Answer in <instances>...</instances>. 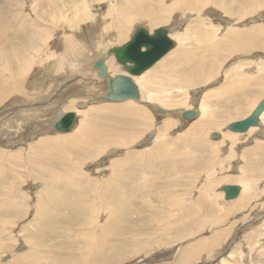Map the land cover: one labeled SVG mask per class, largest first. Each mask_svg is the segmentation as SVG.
<instances>
[{"label": "rangeland", "instance_id": "rangeland-1", "mask_svg": "<svg viewBox=\"0 0 264 264\" xmlns=\"http://www.w3.org/2000/svg\"><path fill=\"white\" fill-rule=\"evenodd\" d=\"M129 1L133 0H0V8L6 9L3 18L18 13L16 20L26 27L15 31L17 23L15 29L0 32V47L4 44L7 48L6 62L0 61V81L7 79L13 91L1 97L6 90L0 87V205L4 210L0 213V264H264V112L259 118L260 127L255 126L247 134L233 133L228 128L231 122L249 115L264 98V49L254 47L223 55L224 60L217 63L205 83L178 91L171 85L161 87L163 91L151 90L146 88L143 73L133 76L138 100H105L104 78L91 64L106 50L109 76L122 74L121 65L108 50L125 43L139 27L149 32L167 29L174 45L163 57L186 44L180 36L205 20L212 24L211 31L217 37L230 28L260 29L264 25V0H257L258 10L243 18L225 13L214 5L215 0H194L201 8L199 15L171 12L167 6L178 0H142L153 12L158 11L160 2V12L166 19L162 23L137 20L129 24L126 37L120 40L116 35L120 20H128L124 12L118 16L116 11ZM48 8L57 17L42 16L50 12ZM33 21L38 22L34 23L35 29L44 32L42 44L26 53L30 64H19L23 71L15 75L21 79L16 82L11 74L17 64L9 61L17 45L21 48L29 44L27 36L33 32ZM6 63L10 71L4 73ZM237 65V76L248 79L245 93H223L220 99L226 101L206 106L221 108L223 114H214L219 128L207 130L206 139L200 140V132H188L187 128L198 117L209 119L202 99L206 95L211 101L217 97L227 73ZM151 92H159L160 100L153 101L148 96ZM231 98L232 103H226ZM125 103L136 105L143 114L135 116V109L116 113L118 116L90 114L96 107ZM156 108H161L162 114ZM191 108L197 111L195 117L184 120L179 112ZM238 108L242 111L236 115ZM68 111L76 114L72 129L44 130ZM167 119L171 125L164 132L162 125ZM101 124L117 126L115 139L120 141L123 130L119 127H131V142L100 144L90 132ZM75 140L77 146L86 147L64 144ZM211 142L213 150L208 146ZM95 144L100 145L94 152H87ZM155 145H161L162 152L176 161L168 159L164 164L145 155L151 166L149 170H138L135 153L151 151ZM189 153L188 160L181 161L182 154ZM176 173L183 178L178 180ZM136 178L141 183H136ZM225 184L240 186L237 197L225 199ZM121 188L126 191L124 198L111 197L122 207L114 210L115 220L108 223L113 202L107 205L103 198L110 197L114 190L119 193ZM168 193L176 194L178 208L166 206ZM209 197L214 199L208 204L211 206H203ZM75 198L84 200V205ZM164 214L167 216L162 217ZM200 242L206 245L199 250ZM102 243L105 251L92 254L95 259L83 249L101 250ZM192 246L198 251L192 253Z\"/></svg>", "mask_w": 264, "mask_h": 264}, {"label": "bare ground", "instance_id": "bare-ground-1", "mask_svg": "<svg viewBox=\"0 0 264 264\" xmlns=\"http://www.w3.org/2000/svg\"><path fill=\"white\" fill-rule=\"evenodd\" d=\"M48 1H53V0H48ZM63 1L72 3L74 0H63ZM152 1L155 3V1H161V0H152ZM193 1L194 0H178L175 3V5H172V3H171V7L169 8L167 6V8L170 9L171 12H175V11L185 12V11H188V12H193L194 14L199 15L200 12H198V11H200L201 8L199 6H196ZM256 1L257 0H215V4L214 5L217 6L218 8H220V9H222L225 13L231 14V16H235L236 18H243L247 13H251V12H253L255 10H258V7L255 9L256 6H259L258 5L259 3H256ZM7 2H9V1H7ZM76 2L81 3V2H83V0H76ZM144 2H145V0H144ZM201 2H202V0H201ZM261 4H262V2H261ZM157 5H158V11H154V12L151 11L152 10L151 8L146 7L143 4L142 0H133V1H129L127 3V5H122V6L119 5V8L116 11L117 15L119 16V15H121L122 12H124V19L128 20V21H124V22L120 20V26H118V31L117 32L115 31L117 33L116 35L120 38V40L124 39L126 37L125 36V32L127 31L129 24H132V23H134L137 20L140 21V22L142 20H144L145 23H146V21H148L149 23H154V22L160 20L159 23H162L166 19L165 13L164 12H160V8L163 11V9H162L163 6L161 7V3L159 2ZM203 5H204L203 7H205L206 3H204ZM5 10H6L5 8H0V32H2L3 30H8V29L10 30V28L15 29V26H16L17 23L18 24H17V28H16L15 31H19V30L21 31V29L24 30L26 28L25 24L23 22L19 23L20 22L19 19L16 20L17 15H19L18 13H12V14L9 15L8 18H5V17L3 18V16H5V13H4ZM47 10L48 11L50 10V12L49 13H43L41 15L42 16H46L49 19L51 17H57V16H53L51 8L50 9L48 8ZM34 14H35V16H37V10H34ZM38 14H40V13L38 12ZM108 16H110V15H108ZM1 18H2V20H1ZM121 18H123V16H121ZM34 20H38V17H35ZM200 20H202V18ZM53 21L54 20H52V22ZM26 22H28V21H26ZM34 23H36V22L33 21V22H31V24L29 23L31 28L33 29V32L30 35L27 36V37H29L28 38L29 44H27V43L25 45L23 44L21 48H20L19 45H17L15 47V52L12 54V58L9 61V62L17 64L16 71L11 74V79L13 78V79H15V81L17 80L16 82H18V81L21 82L20 81L21 79L17 78L15 75H17V73H21V75H22L21 71H23V68L21 69L19 64L22 67L25 66V65L29 66V64H30L29 57H28L29 55H27L26 53L27 52H31L33 50L34 51L37 50L39 48V46L42 44V40H40V37L43 35L44 32L43 33L39 32L40 30L37 31L35 29V27H36V24L38 22L36 24H34ZM259 27H260V29H257V30L253 29V27L250 28V29L230 28L228 30H225L222 36L217 37L216 34H215L216 32L215 31H211L214 28H213L212 24L209 22V20H205L204 23H202V24L196 23L192 27L188 28V30H186L180 36L182 41L186 40V44L183 42L181 44V46L176 47V49L171 51V53H169V55L164 56V57L162 56L163 58L162 57L160 58L161 61L159 60L160 61L159 63L157 61V64L154 63V65L151 67L152 68V69H150V70H152L151 73H149L150 70L147 71L149 68L147 70H145L144 72H142L143 73L142 78L145 81L146 88L151 89V90L160 89L161 91H163V89L161 87H166V86L168 87L169 85H171L173 88H177L175 90L178 91V90L184 89L185 87L193 86V85L200 84V83H205L209 79V77L211 76V73H213L212 71L216 70L217 63L220 62V61L222 62V60H224L223 55H226V54L230 55V54H233V53L244 52V50L253 49L254 47L263 48L264 49V25L262 24ZM167 35L169 36L170 34H168V32H167ZM213 36H216L217 38H214ZM169 38H170V36H169ZM64 40H66V39H64ZM3 42H5V40ZM3 42H2V44H3ZM0 43H1V41H0ZM123 44H121V45H123ZM121 45H119V46H121ZM61 46H62V44H61ZM119 46H115V47H119ZM6 49L7 48H4V44L1 45L0 51L3 54L0 53V61H2V62H6V60H7L6 59V55H5L6 52H7ZM105 52H106V50L104 51V53ZM104 53L102 54L103 56L101 55L98 58H102L104 60L103 62L105 64V62L107 63V60H109V58L106 59L105 58L106 56H104ZM109 54H113V56L115 57L113 52H109ZM243 54H245V53H243ZM96 59H94L92 61V63H91L92 66H93L94 62L96 61ZM7 63H8V61H7ZM7 63H6V66H5L6 69L3 70L4 73H6L7 71H10L8 69V67H7ZM63 64H64V62H63ZM110 64H111V62H110ZM119 65H121V64L119 63ZM120 68H121L122 71H124V72H121L122 74H127V72L124 70L122 65H121ZM238 68H239V65H237V68H235L234 70L233 69L231 70L232 73H229V72L227 73V79H225L224 84L221 87L222 90L218 93L217 97H215L211 101L209 99V96L206 95L207 98L206 99H202L201 105H202V107L204 109V112L206 110L208 111L209 119L202 118V117L199 118L198 117V119L196 121H192L190 126L187 128L188 132H195V131L200 132L197 135V136H199L200 140H201V138L206 139L204 132H206L207 130L213 129V128L217 130V128H219L218 126H216L217 119L213 118L214 114H216V113L223 114V112L221 111V108H217V109L208 108L207 109L206 106L209 105L211 102L212 103H218V102H221L222 100L226 101V99H220V96L223 93L228 94V93H231L234 90H236V94L235 95H238L239 93H243V92L245 93V90L247 88L248 79H246V78L244 79L243 78V77H245V75L244 76H241V75L237 76V72L239 71ZM95 70H96L97 75H99V73H98L99 69L95 68ZM108 70L109 69L107 68V71ZM205 70H206V72H205ZM108 73H109V71H108ZM234 73H236V74H234ZM109 74H108V76H109ZM115 75H117V74L115 73ZM114 76H112V77H114ZM99 77L105 78V77L100 76V75H99ZM112 77L109 76V78H112ZM8 82L9 81L7 79L5 81H0V87H2V89L6 90L5 93L1 94V97H5L6 95H10L13 92L11 90V88H10V85H9L10 83H8ZM102 82H103V84H102L103 88H105L104 86L106 85V79H103ZM14 84H16V83H14ZM138 91H139V89H138ZM208 94L210 95V93H208ZM243 95L245 96V94H243ZM148 96L151 99H153V101H155V102L157 100H160V98H161V95H160L159 92H151ZM138 99H139V97H138ZM138 99L129 98V99H125V100H138ZM232 99L233 98L228 100L226 103H230V102L232 103ZM263 100H264V98L261 99L258 102V104L254 107V109L252 110V111H257V122L255 124L249 125L244 130H232L231 129V123L232 122H231L228 125L229 130L231 132H233V133L246 132V134H247L248 132H251V129L254 128L255 126L257 128L260 127L261 123H260L259 118L262 116V114L264 112V107L261 110H258V106ZM135 106H134V104H131V103H125V104L114 105V106L96 107L95 109L91 110L90 114L92 112H93V114H99V115H105L106 113L107 114H110V113H113V114L124 113V114H126L127 112H129L130 110H133V109H135V111H136V112H134L135 116L143 114L141 109H139V108L136 109ZM260 106H261V104H260ZM183 111L184 110H181L179 112L180 115H182ZM236 111H237L236 115H238L242 111V108H238ZM137 113H139V114H137ZM43 115H45V114H43ZM119 116H120V114H119ZM131 116H133V115H131ZM211 117H212V119H210ZM244 118H242V119H244ZM242 119L235 120L233 122H239V121H242ZM210 120H211V123L209 122ZM53 122H51L50 125L49 124L46 125V126L43 125L44 126L43 127L44 130L45 131L52 130ZM170 122L171 121L168 120V119L163 121V125H162L163 126V131L164 130L166 131L167 129H169V125H171ZM119 128L123 130V132H122L123 135L120 137V138H123L122 141H120L119 139H118L119 141L115 139V137H117V132H116L117 131V126L115 128H113L111 126H108V125H105V124H101L99 127L96 126L95 128H92L93 130H91V131H93V133L92 132H90V133L93 134V136L96 135L99 138V143L100 144L103 141H105V143H106V141H108V145H111V143H113L115 140L118 141L117 145H126V144L130 143L131 142V138L129 136H130V130H132L131 127L130 128L129 127H126V128L119 127ZM38 130H41V129H38ZM95 130H96V132H95ZM261 131H262V133H264V129H262ZM160 135H162V134H160ZM216 135H217V132H216V134H213V136H216ZM226 138L228 139L227 136H226ZM66 140H68V139H66ZM53 141H54V139H53ZM128 141H130V142H128ZM64 144L67 145V146H71V147H79L80 149H84L86 147V146H77L76 140H75L74 143L71 141V142H65ZM99 145L95 144L87 152H94V150H96V146H99ZM212 145H213V143L211 142L208 146L211 147L212 150H213L214 147ZM160 147H161V145H158L157 147L155 145L154 147H151V151H146L145 150L146 151L145 153H144V150H143V152H139V153H135L134 152L135 156H134L133 159L136 161V164H135L136 166L135 167H137V165H138V167H139L138 170H142L143 168H144V170H146V169L149 170L148 166H151L150 162H149V158H152V159L158 161L159 163H162L164 161V164H168V159H170L171 161H173V160L176 161V159L172 158L174 156H170L169 153L167 154V153L162 152ZM145 155H148L149 158L145 157ZM190 156H191L190 153L188 155L182 154L181 158H184V159H181V161H183V160L187 161L188 157H190ZM146 158H148V159L146 160ZM136 159H139V161H141V163L139 164L138 160H136ZM116 167H120L119 164H117ZM116 167H114V168H116ZM140 167L141 168L143 167V168L141 169ZM134 171H136V170L134 169ZM3 175H5V174H2V176ZM175 176H176V178L178 180H180V178H183L178 173H176ZM138 180H140V178H136V183H141V180H140V182ZM131 183L133 185L132 181H131ZM225 185H227V184H225ZM223 186H222V191H223ZM104 187L106 188L107 185H105ZM239 192H240V190H239ZM125 193H126V191H123V188H121L119 193H115V190H114V192L110 195V197L109 196H104L103 200L106 202L107 205L109 204L110 201L113 202V205L110 207V208H113L112 210H110V213L112 212V214L108 218V221H109L108 223H110L111 220H113V221L115 220V217L117 215V211H114V210H116V208H121L122 207L121 202L118 203V204H114L113 198L111 196L116 195V196H120L121 198L122 197L124 198L125 197ZM61 197H62V195H61ZM166 197H167V200H166L165 204H166L167 207H170L171 210H173V208H178L179 201H178V197H176V194L170 195L168 193ZM235 197H237V196H235ZM144 200L145 201H150V200H146V199H144ZM75 201L77 203H79L80 205H82V203L84 205V202H85L84 200L82 201L81 198H78V199L75 198ZM213 201H214V199L212 197H209L208 200L204 203L203 206L206 207V205L211 204V202H213ZM100 202H102V199H100ZM208 206H211V205H208ZM1 208H3L2 205H0V213L4 211V210H1ZM161 208H164V207L161 206ZM182 213H185V211H182ZM169 214L171 215L172 213L170 212ZM166 216L167 215L164 214L162 217H166ZM203 221H201V222L204 223ZM109 227H111V224L109 225ZM197 244H200V246L198 247L199 250H200V248L205 247V245H206L205 242L204 243L200 242V243H197ZM194 245H195V243H194ZM102 246H103V243H102ZM198 248H195V246H192L190 249H191V252L194 253L195 251H198L197 250ZM83 249H84V251L88 249L87 252L92 257H94L92 254H97V253H99L101 251L102 252L105 251L104 246L101 248V250L99 248H97V247L95 248L96 250H91V249L87 248V246H86V248L84 247ZM94 259H95V257H94ZM97 261H99V260H97Z\"/></svg>", "mask_w": 264, "mask_h": 264}, {"label": "water", "instance_id": "water-1", "mask_svg": "<svg viewBox=\"0 0 264 264\" xmlns=\"http://www.w3.org/2000/svg\"><path fill=\"white\" fill-rule=\"evenodd\" d=\"M166 28H157L149 32L144 27H139L133 33L131 38L119 47H113L108 52H113L117 62H119L127 74H117L109 78L107 67L102 58L96 59L93 66L99 69V75L105 77L106 94L105 100L119 101L125 99H138V87L132 79L133 76L140 75L150 68L164 53L168 52L174 45V42L167 35ZM261 104V106H260ZM258 106V110L264 107V100ZM151 106V105H150ZM155 110V109H154ZM163 112L161 108H156V112ZM158 112V113H159ZM196 115V110L191 108L182 112V118L189 120ZM76 114L73 111L64 112L57 121L53 122L55 130L63 132L69 131L75 123ZM257 122V111H252L247 117L239 122H232V130H244L249 125ZM240 186L236 184H227L223 186L225 199H232L238 195Z\"/></svg>", "mask_w": 264, "mask_h": 264}]
</instances>
